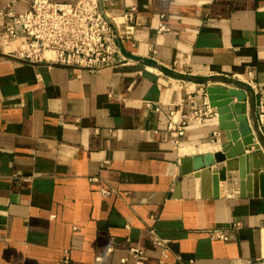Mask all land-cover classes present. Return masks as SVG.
I'll return each instance as SVG.
<instances>
[{"label":"crops","instance_id":"crops-1","mask_svg":"<svg viewBox=\"0 0 264 264\" xmlns=\"http://www.w3.org/2000/svg\"><path fill=\"white\" fill-rule=\"evenodd\" d=\"M102 9L125 63L96 72L20 58L23 39L5 37L0 16V264H59L65 254L68 264H136L131 249L139 264L263 257L264 197L246 187L240 196L237 170L212 197L179 161L226 143L206 85L244 92L253 133L246 81L264 84V0H104ZM190 100L208 116L171 133Z\"/></svg>","mask_w":264,"mask_h":264},{"label":"built area","instance_id":"built-area-1","mask_svg":"<svg viewBox=\"0 0 264 264\" xmlns=\"http://www.w3.org/2000/svg\"><path fill=\"white\" fill-rule=\"evenodd\" d=\"M104 0H26V7L15 8L16 0H8L0 7V16L9 20L5 37L19 40L21 49L16 54L27 61L60 65L89 72L125 63V57L117 50L115 34L109 19L104 14ZM247 85L255 95L256 123L253 138L264 152V84L250 77ZM190 109L183 115V122L174 128L167 124L171 133H182L186 122L201 123L207 116V109L195 108L190 100ZM216 132L213 136H216ZM103 193H107L105 189ZM235 225H238L236 223ZM213 236L226 239L223 233ZM154 242L161 246L162 260L167 257L160 239ZM135 263L141 262V251L131 249ZM65 254L59 264H68ZM244 264H264V256L249 258Z\"/></svg>","mask_w":264,"mask_h":264},{"label":"water","instance_id":"water-1","mask_svg":"<svg viewBox=\"0 0 264 264\" xmlns=\"http://www.w3.org/2000/svg\"><path fill=\"white\" fill-rule=\"evenodd\" d=\"M204 92L208 107L215 111L218 127L224 132L226 143L219 151L181 157L180 175L199 178V186L204 190L210 182V195L217 197L219 181L226 179V171L237 170L240 196H244L246 187L251 196L264 197V152L259 143L253 140L244 113V92L222 83L206 85ZM252 149V152L245 153V150ZM244 161L250 162L249 165L243 166Z\"/></svg>","mask_w":264,"mask_h":264},{"label":"bare ground","instance_id":"bare-ground-1","mask_svg":"<svg viewBox=\"0 0 264 264\" xmlns=\"http://www.w3.org/2000/svg\"><path fill=\"white\" fill-rule=\"evenodd\" d=\"M255 141V140H254Z\"/></svg>","mask_w":264,"mask_h":264}]
</instances>
